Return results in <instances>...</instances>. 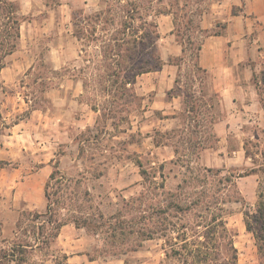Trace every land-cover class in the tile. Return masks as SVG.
Wrapping results in <instances>:
<instances>
[{
    "label": "rangeland",
    "instance_id": "rangeland-1",
    "mask_svg": "<svg viewBox=\"0 0 264 264\" xmlns=\"http://www.w3.org/2000/svg\"><path fill=\"white\" fill-rule=\"evenodd\" d=\"M218 1L16 0L22 33L7 40L18 43L12 54L21 71L0 83V249L17 234L47 235L38 234L41 223L29 211L45 210V184L58 166L69 180L62 194L72 204L62 212L102 213L119 226L116 234L75 230L82 238L71 241L70 251L127 264H193L201 251L204 264H221L233 234L237 263L262 264L255 216L264 199V129L251 130L257 137L249 135L246 159L225 156L224 167L211 165L220 162L214 152L209 163L203 158L199 141L200 100L215 105L214 121L223 115L217 95L206 87L203 99L193 84L194 72L202 76L197 52L208 33L199 20ZM168 11L177 12L175 32L186 48L182 57L169 59L180 66L172 93H185L194 110L180 112L183 127L162 131L161 112L150 107L152 92L142 95L133 83L142 67L160 63L158 17ZM211 30L220 32L222 24ZM134 76L125 86V78ZM210 118L208 112L205 145L216 149ZM162 142L174 146L175 157L159 153L155 144ZM250 171L254 176L243 177ZM50 190H58L56 179ZM140 228L151 238L139 239L133 231ZM60 246L56 239L42 243L27 264L50 258L68 264ZM172 249L182 256L171 255Z\"/></svg>",
    "mask_w": 264,
    "mask_h": 264
},
{
    "label": "crops",
    "instance_id": "crops-1",
    "mask_svg": "<svg viewBox=\"0 0 264 264\" xmlns=\"http://www.w3.org/2000/svg\"><path fill=\"white\" fill-rule=\"evenodd\" d=\"M158 18L157 26L163 41L160 57L164 63L157 70L141 74L143 76H139L133 86L137 85L142 95L147 91L152 92L150 107L161 112L160 128L162 131H171L183 127L180 112H193L194 108H187L185 93H172L176 85H179L177 77L180 66L171 63L169 59L182 57L184 54L183 45L175 32L174 13L164 12ZM199 22L201 30L208 33L201 40L197 63L202 70V76L194 72L196 80H193L194 88H197L196 92L200 93L203 99H206L207 95L202 93V89L209 88L210 93H215L219 98L216 106L223 112V115L214 121L215 105L209 103L207 99L200 100L201 104L195 108L203 112L204 123L198 125V128H201L199 141L204 143L201 147L203 158L209 163L211 155L216 159L214 154H217L219 164L211 165L224 167L225 156L228 158L242 156L246 159L248 156L246 142L251 130L264 129V0L218 1L201 15ZM219 24H222L220 32L211 30ZM5 62V66L0 69V83L3 84L14 81L21 71V61L13 54L6 56ZM208 112L211 117V133H215L217 137L216 149L205 145ZM251 137L257 135L252 134ZM233 143L237 144L236 147H233ZM155 146L165 158L172 159L177 154L176 149H170L174 146L169 143H157ZM253 173L244 174L243 177L250 178L254 176ZM46 206L45 202L44 209ZM75 230L80 231L81 228L68 223L62 227L56 238V243L61 245V251L68 256V264H127L122 258L91 260L85 252L70 251L68 246H72L71 241L82 238V234H74ZM68 232L71 234H67ZM42 264L57 263L50 258L43 260ZM246 264L256 263L249 261Z\"/></svg>",
    "mask_w": 264,
    "mask_h": 264
},
{
    "label": "trees",
    "instance_id": "trees-1",
    "mask_svg": "<svg viewBox=\"0 0 264 264\" xmlns=\"http://www.w3.org/2000/svg\"><path fill=\"white\" fill-rule=\"evenodd\" d=\"M171 12L174 13L176 23L177 12ZM22 20V16H19L18 14V6L16 5V2L10 0H0V36L3 37V41L0 42V69L5 66L6 56L12 54L17 49V41L14 40V42H10L7 39L12 36L13 32L16 34L17 38L20 37ZM180 42L183 45V52L185 53L186 48L184 47V43L182 40H180ZM200 49L201 43L198 45L197 59L199 56ZM163 63L164 62L160 59L159 65L155 67H142L139 71L136 72L135 75H138L141 72L157 70L162 67ZM196 66L201 70V68L198 66V63H196ZM134 78L135 76L132 79L125 78V86L128 83H132ZM140 166H142V164H140ZM252 172L253 171L247 172V174H250ZM54 179H56V183H58V190H55L52 193L50 189L52 181ZM68 181L69 180L63 174H61V171L59 170L58 166H55V169L50 174V177L46 182L45 186V195L47 198L46 209L43 212L29 211L30 215L33 216L32 221L41 223L39 226L40 231L38 234L47 235L43 236V238L34 235V239H32L31 236H28L24 239H19L17 234L15 240L13 241V244L9 248L4 247L0 249V264H27L29 258L34 253L35 249L37 247H40L42 243L49 244L54 241L60 234L62 227L68 223H73L76 227L85 228L87 231L93 232L95 234H99L100 232H112L113 234H116V231L119 228L118 224L112 222L111 217L105 218L104 214L102 213H99L97 216L95 215L96 217L93 216L89 218L87 216L69 214V212H62V209L68 211L72 208L71 202H68L62 194L67 186ZM255 219L261 224L260 229L256 232L255 236L258 251L263 259L262 264H264V199L262 198L257 203ZM246 226L249 231H253V228L248 219L246 220ZM17 229L20 232L19 224H17ZM35 233L36 231L34 229L33 234ZM133 233L136 234L139 239H143V237L144 239L147 237L151 238V236H148L149 234L143 228L135 230L133 231ZM233 236L234 235L231 234L228 237L230 244L229 258L228 260L222 261L221 264H237L238 255L237 248L234 246ZM165 252L166 255H170V251L165 250ZM172 254L182 256L180 251L175 249L171 250V255ZM205 255H207L205 254V252L199 251L197 254L194 255L196 258L193 264H204L206 258L204 257ZM67 257V255H64L65 259H67ZM89 258L91 260L96 259L94 256L90 255Z\"/></svg>",
    "mask_w": 264,
    "mask_h": 264
}]
</instances>
